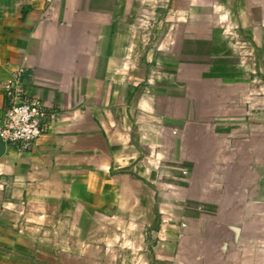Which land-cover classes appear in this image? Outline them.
<instances>
[{"label": "crops", "instance_id": "0c3cea01", "mask_svg": "<svg viewBox=\"0 0 264 264\" xmlns=\"http://www.w3.org/2000/svg\"><path fill=\"white\" fill-rule=\"evenodd\" d=\"M141 2L0 0V81L50 111L0 157V264H264V0H173L158 68Z\"/></svg>", "mask_w": 264, "mask_h": 264}, {"label": "rangeland", "instance_id": "374dc122", "mask_svg": "<svg viewBox=\"0 0 264 264\" xmlns=\"http://www.w3.org/2000/svg\"><path fill=\"white\" fill-rule=\"evenodd\" d=\"M165 1L142 0V9L139 14H137L138 16L133 19V30L136 33L134 34L137 36L135 51L140 52L138 58L139 62L144 63L150 59V64L156 66V68L162 64L159 56L160 51L166 50L163 30L164 28L172 29V27H165L163 25L159 26L160 21L166 18H179L180 16H183L181 12L176 10L173 0ZM236 18L234 15H232V18H227L223 22L221 28L227 40L232 45V48L239 55L241 63L252 68V74L253 77H255V79H253L254 85V81H256L259 76L257 71L259 59L257 57L255 46L247 39ZM148 51L152 52L151 58L148 57ZM258 82L259 81L257 80L256 83ZM253 92L257 95L260 94L256 89H254Z\"/></svg>", "mask_w": 264, "mask_h": 264}, {"label": "built area", "instance_id": "2783aa9c", "mask_svg": "<svg viewBox=\"0 0 264 264\" xmlns=\"http://www.w3.org/2000/svg\"><path fill=\"white\" fill-rule=\"evenodd\" d=\"M25 69L14 70L9 79L0 81L4 97L0 113V141L16 147L20 152L31 151L47 132L50 120L48 107L27 94L24 83ZM162 223H165L163 220ZM153 264L147 257L141 263Z\"/></svg>", "mask_w": 264, "mask_h": 264}, {"label": "water", "instance_id": "95a60500", "mask_svg": "<svg viewBox=\"0 0 264 264\" xmlns=\"http://www.w3.org/2000/svg\"><path fill=\"white\" fill-rule=\"evenodd\" d=\"M5 151H6L5 144L0 141V157L4 155Z\"/></svg>", "mask_w": 264, "mask_h": 264}]
</instances>
